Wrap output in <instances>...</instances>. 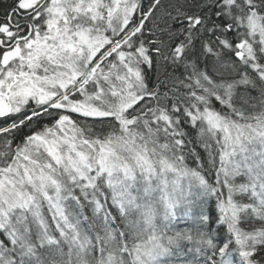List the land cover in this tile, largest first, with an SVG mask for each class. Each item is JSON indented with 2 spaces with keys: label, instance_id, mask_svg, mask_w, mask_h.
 Returning a JSON list of instances; mask_svg holds the SVG:
<instances>
[{
  "label": "snow or ice",
  "instance_id": "snow-or-ice-1",
  "mask_svg": "<svg viewBox=\"0 0 264 264\" xmlns=\"http://www.w3.org/2000/svg\"><path fill=\"white\" fill-rule=\"evenodd\" d=\"M0 264H264V0H0Z\"/></svg>",
  "mask_w": 264,
  "mask_h": 264
}]
</instances>
